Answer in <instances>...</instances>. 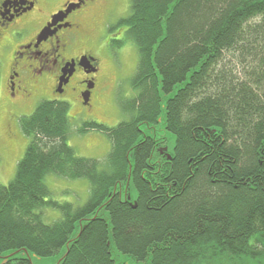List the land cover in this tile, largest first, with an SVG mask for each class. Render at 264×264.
I'll list each match as a JSON object with an SVG mask.
<instances>
[{
	"label": "trees",
	"instance_id": "obj_1",
	"mask_svg": "<svg viewBox=\"0 0 264 264\" xmlns=\"http://www.w3.org/2000/svg\"><path fill=\"white\" fill-rule=\"evenodd\" d=\"M130 3L110 28L125 26L139 53L136 94L120 100L130 118L78 130L108 135L103 167L69 144L68 102L21 118L31 140L0 185V256L33 264L66 248L57 264H125L116 249L137 264H264V0ZM48 174L87 178L89 199H48ZM49 206L61 212L51 224Z\"/></svg>",
	"mask_w": 264,
	"mask_h": 264
},
{
	"label": "rangeland",
	"instance_id": "obj_2",
	"mask_svg": "<svg viewBox=\"0 0 264 264\" xmlns=\"http://www.w3.org/2000/svg\"><path fill=\"white\" fill-rule=\"evenodd\" d=\"M65 1L67 0H52L48 5L43 0L44 7L42 4L40 7L45 8V11L56 10ZM130 2L131 0H89L71 15V19L80 24L85 33V40L80 45L87 47L98 63L96 85L90 103L82 96L85 85L81 83L83 77L81 78L80 71H77L69 85L70 89L68 87L65 93L55 90L56 72L45 71L36 77L34 74H27L24 78L27 93L18 89L14 94L10 83L9 54L0 57V185H8L15 178L18 162L23 158L31 140L21 128V118L31 115L43 100L69 103V144L78 155L96 159L103 167L112 149L108 135L96 129L86 133H79L78 130L86 122L95 121L114 127L130 118V114L121 108L120 100L132 98L136 94L131 80L138 67L139 53L131 40L122 42L125 26L110 30L120 18L129 14ZM116 37L117 40L113 39ZM77 49L72 48L70 54L78 53ZM160 131L165 133L164 130ZM45 181L51 191L48 199L75 205H83L89 199L91 184L87 178L70 179L48 174ZM60 218L61 212L57 208L49 206L42 210V219L47 224ZM65 251L66 248L46 258L33 257V264H57ZM113 257L119 263L137 264L135 259L116 249L113 250Z\"/></svg>",
	"mask_w": 264,
	"mask_h": 264
},
{
	"label": "flooded vegetation",
	"instance_id": "obj_3",
	"mask_svg": "<svg viewBox=\"0 0 264 264\" xmlns=\"http://www.w3.org/2000/svg\"><path fill=\"white\" fill-rule=\"evenodd\" d=\"M46 1L48 5L52 2V0ZM87 2L89 0H67L56 10L45 11L43 0H0V57L9 54L10 83L14 94L18 89L27 93L28 87L24 85L27 74H34L36 77V75L44 74L45 71L56 72L55 90L58 93L67 92L77 71L82 73L81 83L85 85L83 98L88 92L89 85L95 87L97 59L92 56L87 47L80 45V42L85 40L84 30L80 24H76L71 19L73 12ZM70 3L79 4V7L72 10L66 17L61 15L63 19L59 18L51 26V34L39 41V34L52 22L53 16L65 11ZM41 4L43 7H40ZM82 37L83 39H80ZM113 39L117 40V37ZM72 48H78V53L71 55ZM85 56L89 58L86 67L81 64ZM93 88L90 89V99L85 100L87 103H90ZM168 158L170 159L171 156L168 155ZM9 256L10 254L0 256V264Z\"/></svg>",
	"mask_w": 264,
	"mask_h": 264
},
{
	"label": "water",
	"instance_id": "obj_4",
	"mask_svg": "<svg viewBox=\"0 0 264 264\" xmlns=\"http://www.w3.org/2000/svg\"><path fill=\"white\" fill-rule=\"evenodd\" d=\"M76 7H79V4L70 3V4L67 6V8H66L65 11H61V12L55 14V15L53 16V18H52V22L49 23L48 26H46V27L41 31V33L39 34V36H38V40L41 41V40H43V39H46V38L48 37V35L51 34V26H53V25L55 24V22H57V20H59V18H60V19H63V17H60V16H61V15L65 16V17L68 16V14H69L72 10H74ZM85 61H86V62H85ZM87 62H89V58L85 56V57L82 59L81 64H82L83 66L86 67V66H87ZM62 84H63V78L61 79V86H62ZM92 88H93V85H89V86H88V92H87L86 95H84V98H85L86 101H88V100L90 99V89H92ZM59 92H62V90H59ZM134 205L136 206V203H134ZM24 253H27V251H25ZM28 258H30V260H31V257H30V256H28ZM7 260H8V258L6 257V258L1 262V264H4Z\"/></svg>",
	"mask_w": 264,
	"mask_h": 264
}]
</instances>
